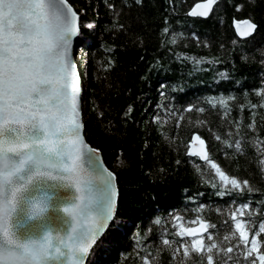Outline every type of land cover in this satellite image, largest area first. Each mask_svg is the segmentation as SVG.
I'll use <instances>...</instances> for the list:
<instances>
[{
	"label": "trees",
	"instance_id": "obj_1",
	"mask_svg": "<svg viewBox=\"0 0 264 264\" xmlns=\"http://www.w3.org/2000/svg\"><path fill=\"white\" fill-rule=\"evenodd\" d=\"M68 1L79 14L76 50L84 135L115 174L118 190L116 217L90 251L86 264H96L98 257L105 264H139L135 235L146 237L144 243L155 249L162 234L173 238L171 217L176 213L184 217L186 227H197L198 221H190L201 215L216 224L222 236L231 221L225 225L228 218L217 209L226 210L233 199L256 210L251 219L258 230L264 220V204L260 203L264 201V179L247 138L264 140V109H255V133L246 125L253 119L248 103L257 104L255 90L264 87V0H220L207 18L188 15L200 0ZM109 3L119 11L118 21ZM234 19H250L257 29L250 37L240 38ZM114 22L123 29L113 27ZM166 26L168 33L163 32ZM173 34H178L175 44L168 42ZM222 96L234 97L228 101L227 116L219 105L207 103ZM189 105L195 106L192 111H187ZM201 107L203 113L196 110ZM180 116L184 119L177 127ZM197 120L203 123L196 125ZM236 121L242 122L244 154L222 143L229 131L235 132ZM193 133L206 141L211 157L223 170L249 180L258 191L217 196L196 171L197 165L205 170L204 162L186 155ZM212 133L222 140L216 141ZM199 205L205 208L198 214L194 209ZM157 217L160 225L153 222ZM259 238L264 240V233ZM195 259L193 254L188 264ZM170 261L169 252L163 251L160 264Z\"/></svg>",
	"mask_w": 264,
	"mask_h": 264
},
{
	"label": "snow or ice",
	"instance_id": "obj_2",
	"mask_svg": "<svg viewBox=\"0 0 264 264\" xmlns=\"http://www.w3.org/2000/svg\"><path fill=\"white\" fill-rule=\"evenodd\" d=\"M135 2L142 4V0ZM217 2L202 0L188 15L206 18ZM107 7L118 21L119 11L111 3ZM240 7L236 5L237 11ZM117 26L124 27L114 22L113 27ZM233 26L238 37H250L257 29L250 19H234ZM79 27L78 13L68 0H0V264H85L114 220L118 194L115 174L104 166L99 150L86 143L82 131L81 87L72 57V42ZM163 32L168 33L169 28L166 26ZM177 35L168 42L175 44ZM192 35L199 43L200 38ZM255 94L259 102L248 103L253 119L246 125L253 133L257 129L255 109H264V87L256 89ZM232 99L222 96L207 103L219 105L227 116ZM194 107L189 105L187 111ZM196 110L205 111L202 107ZM183 119L179 117L177 127ZM195 123L201 125L203 121ZM241 125L236 121L235 132L229 131L222 141L236 154H244ZM212 136L222 140L219 134ZM233 136L237 138L233 140ZM193 141L199 145L195 150ZM247 143L256 151L258 170L264 179V140L252 136ZM186 155L204 162L205 170L197 165L196 171L217 196L258 191L249 180L223 170L199 134L191 135ZM204 208L199 205L194 211L199 214ZM217 212L227 216L225 225L231 221L222 236L217 225L201 215L190 221H198L197 227H186L179 213L171 217L173 238L162 234L155 249L137 233L135 256L139 264H160L165 250L170 254V264H188L193 254V264H264V240L259 238L264 233V220L256 230L251 219L256 210L249 203L237 204L233 199L232 206ZM153 222L160 225L161 218ZM96 264L105 262L98 257Z\"/></svg>",
	"mask_w": 264,
	"mask_h": 264
},
{
	"label": "water",
	"instance_id": "obj_3",
	"mask_svg": "<svg viewBox=\"0 0 264 264\" xmlns=\"http://www.w3.org/2000/svg\"><path fill=\"white\" fill-rule=\"evenodd\" d=\"M219 1H220V0H218V2H219ZM68 2H69V1H68ZM201 2H202V0L196 2V3L191 7V9H192L197 3H201ZM218 2H217V3H218ZM72 7H73V6H72ZM214 7H215V5L213 6V8H214ZM191 9H190V10H191ZM73 10L76 11V9H75L74 7H73ZM76 12H77V11H76ZM211 12H212V11H211ZM211 12L209 13V15L211 14ZM77 13H78V12H77ZM191 17H193V16H191ZM200 18H202V17H200ZM206 18H207V17H206ZM241 20H243V19H241ZM78 22H79V14H78ZM234 29H235V28H234ZM79 36H80V28H79V34L73 38V42H72V57H73V63H74L75 71H76V74H77L78 77H79V72H78V70L76 69V66H75L74 56H75V54H76V49H77V46H78L77 43H78V41H79ZM240 38H246V37H240ZM79 83H80V87H81L80 77H79ZM82 95H83V88L81 87V93L79 94V107H80L81 119H82V110H81V106H82V103H83ZM82 124H83V122H82ZM82 131H83V136H84V139H85L86 143H87L90 147H92V146L87 142V140H86V137H85V135H84V127H83ZM191 146H192L193 150H195V149H197V148L199 147L198 143H196V142H194V141L192 142ZM92 148H94V147H92ZM95 149H96V148H95ZM99 156H100V158L102 159V162H103L104 166H105L109 171H111V170L106 166V164H105V162H104V160H103V157H102V154H101L100 151H99ZM111 172H112V171H111ZM115 185H116V177H115ZM116 188H117V185H116ZM117 192H118V190H117ZM116 210H117V199H116V204H115V208H114V213H115L114 218L116 217ZM112 222H113V221H112ZM112 222L109 223L107 229L109 228V226H110V224H111ZM107 229L105 230V232L107 231ZM105 232H104V234H105ZM104 234H103V235H104ZM97 242H98V241H97ZM88 257H89V255H88ZM88 257H87L86 260H85V264H86V262H87V260H88Z\"/></svg>",
	"mask_w": 264,
	"mask_h": 264
},
{
	"label": "rangeland",
	"instance_id": "obj_4",
	"mask_svg": "<svg viewBox=\"0 0 264 264\" xmlns=\"http://www.w3.org/2000/svg\"><path fill=\"white\" fill-rule=\"evenodd\" d=\"M78 59H79V57H77L76 54H75V56H74V62H75V66H76V69H77V70H79Z\"/></svg>",
	"mask_w": 264,
	"mask_h": 264
},
{
	"label": "bare ground",
	"instance_id": "obj_5",
	"mask_svg": "<svg viewBox=\"0 0 264 264\" xmlns=\"http://www.w3.org/2000/svg\"><path fill=\"white\" fill-rule=\"evenodd\" d=\"M90 254V253H89Z\"/></svg>",
	"mask_w": 264,
	"mask_h": 264
}]
</instances>
